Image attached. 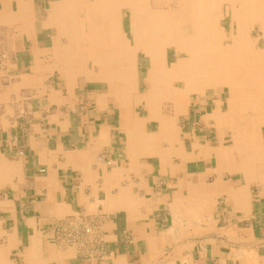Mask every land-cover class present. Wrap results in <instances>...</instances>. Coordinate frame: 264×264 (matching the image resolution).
<instances>
[{"label":"crops","instance_id":"1","mask_svg":"<svg viewBox=\"0 0 264 264\" xmlns=\"http://www.w3.org/2000/svg\"><path fill=\"white\" fill-rule=\"evenodd\" d=\"M64 4L0 0V264H264V169L234 170L217 100L148 106L141 48L130 72H105L117 86L75 76ZM77 212L103 219L104 258L56 241Z\"/></svg>","mask_w":264,"mask_h":264},{"label":"bare ground","instance_id":"2","mask_svg":"<svg viewBox=\"0 0 264 264\" xmlns=\"http://www.w3.org/2000/svg\"><path fill=\"white\" fill-rule=\"evenodd\" d=\"M218 1L223 8L215 13L210 11L215 5L211 6L209 0H154L153 4L150 0H65L60 34L67 36V58L68 42L76 41L75 55L80 62L77 73L81 74L89 46L93 58L102 54L109 58L110 68L105 72L113 76L124 69L131 70L129 63L141 48L151 62L148 106L152 108L159 106L163 94H170L176 110H180L195 89L208 85L227 89L228 110L216 111L214 116L221 120L220 124L227 122L222 126L231 128L233 152L242 155L234 170L246 172L264 158V0H234L240 3L238 9L233 0ZM125 8L129 10L131 38L122 27ZM82 9H90L88 12L94 15L88 21L89 34L81 21L74 23ZM252 31H256L254 36ZM169 49L175 53L173 61L169 60ZM172 79L183 80L184 88L174 86L172 91ZM231 112L236 116L233 122ZM173 120L162 119V133L176 129Z\"/></svg>","mask_w":264,"mask_h":264},{"label":"rangeland","instance_id":"3","mask_svg":"<svg viewBox=\"0 0 264 264\" xmlns=\"http://www.w3.org/2000/svg\"><path fill=\"white\" fill-rule=\"evenodd\" d=\"M151 1V4L154 3V0H150ZM234 1V0H233ZM209 3L211 6L215 5L214 8H212L211 6V9L210 11H213V12H219L220 10H222V4L219 5V1L218 0H212L210 1L209 0ZM234 5H235V8L238 9L240 7V3L237 2V1H234ZM87 8H90V6ZM86 8V9H87ZM226 8V7H225ZM86 9H82L80 10L79 14L77 17L78 20H77V17L75 18L76 20H74V23H76V21H81L82 22V27L83 29H85V33L86 34H89L90 32L88 31V27H89V18H93L94 15H92L91 13H89L88 10ZM73 10V9H71ZM216 16H219L218 14H216ZM86 17V18H85ZM88 17V18H87ZM91 18V19H92ZM225 25L227 26V21L225 22ZM122 27H123V31L126 32L128 34V36L131 38L132 35L130 33V15H129V10L128 9H123V24H122ZM125 29V30H124ZM72 30H74L73 28H71V35H70V38H72ZM257 31V29H256ZM256 31H252L251 32V35L254 36V33H256ZM131 35V36H130ZM58 36L60 38V42L62 43L63 47V55H64V49H65V46L64 45H67V36H62L60 34V32H58ZM74 36V35H73ZM63 37V38H62ZM76 42V41H75ZM73 41V39H71V43L68 42V44L70 45V54L67 57H64V60H65V63H67L66 65L68 67H70V64L72 61H74V67H75V75L77 74V71L79 69V60H78V56L75 55V51H76V47H75V43ZM83 47L85 48L86 47V43L83 42ZM90 49V51H89ZM169 52V60L170 61H173L176 59L175 57V53L172 49H169L168 50ZM92 54V48L89 46L87 47L86 49V59H85V67H83V71L84 73L82 74L83 76L84 75H87L86 78L88 80H96V81H103L104 83L103 84H99V83H96L97 84V87H102V88H105L107 85L105 84V81H107V83H109V87L112 88V86H117V79L114 78L113 80H109V78H106L105 77V71L108 70V67L110 68V60L108 57H105L103 54L102 55H99V56H96V57H92L91 56ZM0 56L2 58H4L5 54L4 52H2V47L0 46ZM65 56V55H64ZM108 56V55H107ZM138 62H137V70L141 71V77H145L146 76V72L149 71V68H150V65H151V62H150V57L148 55H146L143 51H141L139 54H138ZM106 60V61H105ZM68 61V62H67ZM89 61V62H88ZM108 65V66H107ZM66 66V67H67ZM119 76V74H118ZM117 77V76H116ZM147 81V80H146ZM171 82H172V85H171ZM169 82V85H171L170 89L173 91V89H176L175 87L177 86V88L179 89H182L184 88V81L181 80V79H172V81ZM150 84L151 83V80L149 79V81L147 82V84H143L141 86V91L142 92H147L150 88ZM175 86V87H174ZM170 89H167L168 91ZM166 90V91H167ZM166 91H164L166 93ZM178 91V90H177ZM171 92V91H169ZM190 94V95H189ZM188 94V96H191L193 98H197V97H201L202 95L203 96H206V99L208 100V102H210V104L206 105V106H209L210 108L213 106L211 105V99H215L217 100L216 101V104H217V107L220 109V111H227L228 109V105H227V100H228V91L227 89H224L220 86H214V85H208V86H205L204 88L202 89H195L193 90V92L191 91L190 93ZM170 95V94H169ZM167 94H163L161 96V102H159V106L161 107L162 109V112L165 111V112H174V108L175 106L173 105L174 102L173 100L171 99V96H169ZM210 100H209V99ZM227 98V99H226ZM186 104H183L184 108L187 106L188 104V101L185 102ZM223 103V104H222ZM168 105V106H167ZM209 109V108H207ZM206 109V110H207ZM236 119V116L233 114V112H231L230 114V120L231 122H233L234 120ZM220 119L217 118V122H221V120L219 121ZM227 123V122H225ZM225 123H222V124H225ZM181 123H179L178 125V129L180 131V125ZM224 129V130H223ZM263 130H264V127H263ZM222 134L224 135L225 137V145L226 146H231L232 144V131H231V128L229 126H225L224 128H222ZM240 160V159H239ZM259 167H262L264 169V158L259 162Z\"/></svg>","mask_w":264,"mask_h":264},{"label":"built area","instance_id":"4","mask_svg":"<svg viewBox=\"0 0 264 264\" xmlns=\"http://www.w3.org/2000/svg\"><path fill=\"white\" fill-rule=\"evenodd\" d=\"M101 216L77 212L54 225L56 241L79 249L83 256L97 260L106 255Z\"/></svg>","mask_w":264,"mask_h":264}]
</instances>
